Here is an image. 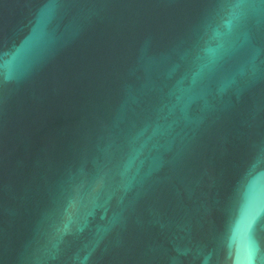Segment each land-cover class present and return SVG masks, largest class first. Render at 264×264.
Segmentation results:
<instances>
[{"label": "water", "instance_id": "95a60500", "mask_svg": "<svg viewBox=\"0 0 264 264\" xmlns=\"http://www.w3.org/2000/svg\"><path fill=\"white\" fill-rule=\"evenodd\" d=\"M0 264H264V0H0Z\"/></svg>", "mask_w": 264, "mask_h": 264}]
</instances>
